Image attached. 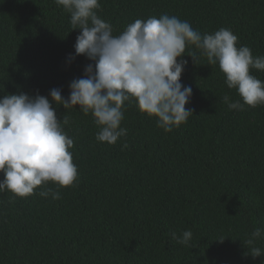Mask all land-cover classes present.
<instances>
[{"label": "trees", "instance_id": "1", "mask_svg": "<svg viewBox=\"0 0 264 264\" xmlns=\"http://www.w3.org/2000/svg\"><path fill=\"white\" fill-rule=\"evenodd\" d=\"M96 11L114 35L135 19L168 14L202 34L230 28L239 45L264 56V0H100ZM80 31L54 0H0V97L59 88L67 98L70 82L94 63L85 55L68 61ZM187 50L199 63L185 53L181 82L192 87L186 108L194 113L171 132L133 98L121 122L127 134L108 144L96 139L90 113L53 104L58 118L69 116L78 178L25 197L0 193V264H264L243 242L264 230V104L230 109L225 95L243 100L219 65L194 45ZM251 72L264 81V70ZM49 188L61 198L39 195ZM186 230L189 244L171 239ZM254 246L264 249V233Z\"/></svg>", "mask_w": 264, "mask_h": 264}, {"label": "clouds", "instance_id": "2", "mask_svg": "<svg viewBox=\"0 0 264 264\" xmlns=\"http://www.w3.org/2000/svg\"><path fill=\"white\" fill-rule=\"evenodd\" d=\"M54 2L70 13L72 30H81L75 53L68 55L69 63L80 55L94 63L85 66L83 77L70 82L67 98L59 88L51 89L48 96L18 92L0 97V172L4 173L0 193L25 197L49 181L68 187L77 180L78 169L70 151L74 140L64 128L69 116L58 118L53 104L90 113L100 127L96 139L108 144H116L127 134L121 122L125 102L133 98L142 113L158 118L157 126L165 132L186 123L194 111L186 108L192 87L181 82L188 64L185 53L199 65L197 55L187 50L190 45L201 51L208 65L218 64L227 87L242 97L243 104L225 95L223 100L230 109L264 104V81L251 72L264 70V56L254 57L250 47L239 45L238 35L230 28L202 34L189 22L162 14L135 19L114 35L112 25L97 14L100 0ZM39 195L61 198L60 192L51 188ZM262 233L264 230L256 228L243 241L253 258L264 255V249L254 246ZM192 236L186 230L182 235L173 232L171 239L187 245Z\"/></svg>", "mask_w": 264, "mask_h": 264}]
</instances>
